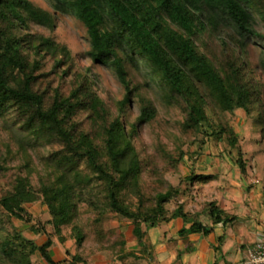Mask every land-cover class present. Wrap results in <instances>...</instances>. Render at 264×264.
Masks as SVG:
<instances>
[{
    "label": "trees",
    "instance_id": "1",
    "mask_svg": "<svg viewBox=\"0 0 264 264\" xmlns=\"http://www.w3.org/2000/svg\"><path fill=\"white\" fill-rule=\"evenodd\" d=\"M46 1L54 13L28 0H0V118L6 119L15 131L18 153L25 161L23 172L17 175L11 189L0 196V211L30 222L32 218L25 206L42 200L49 207L47 225L64 242L62 229L74 222L87 189L90 201L102 197L104 210L133 221L140 250L148 254L142 224L157 228L183 219L190 227L182 228L178 235L188 237L207 236L216 225L232 223L235 218L217 200L206 208L210 224L200 219V214L189 215L183 206L170 214L167 206L180 194L171 185L151 200H141L137 211L126 204L124 194L141 175V161L132 144L136 131L152 123L158 113L153 101L143 95L146 91L183 115L179 123L183 137L178 138L177 148H159L170 169L178 170L187 157L197 156L190 151L192 145L199 143L202 150L214 139L226 140L231 150L237 149V164L242 173L247 172L238 149L239 137L226 119L227 114L238 110L249 114L256 101L257 90L245 80L242 71L246 44L235 40L238 48L230 52L229 59L220 60L215 54L210 57L199 43L202 34L209 29L219 32L226 21L236 28L241 39H260L264 45V34L255 29L258 21L264 23V0ZM55 13L73 15L83 24L90 43L88 57L93 64L112 71L124 87L126 94L117 103L116 117L94 90L90 75H78L66 98L55 91L49 104L45 94L35 91L47 56L55 59V69L61 65L72 67V55L65 46L43 36L23 34L32 24L53 32L57 25ZM70 70L63 74L69 76ZM135 77L141 81H135ZM136 99L141 106L140 115L133 128L128 129L124 117ZM79 113L89 114L90 130L76 122ZM9 116H13L11 122ZM54 144L62 145L59 153L67 159L58 164L57 154L42 156L41 166L50 171L51 177L43 179L38 190L32 182L38 166H34L28 150ZM186 145L188 150L184 149ZM9 159L8 156L3 160L6 165ZM9 170L0 164V173ZM213 179L214 176L192 172L186 181L207 183ZM47 225L34 227L33 231L46 234ZM73 229L82 246L85 236L79 228ZM119 244L122 260L139 259L137 253L127 252L123 235ZM53 245L51 238L39 246L15 231L0 242V255L13 264H34L36 254L47 264L88 263L77 254L70 261H54L50 254Z\"/></svg>",
    "mask_w": 264,
    "mask_h": 264
},
{
    "label": "rangeland",
    "instance_id": "2",
    "mask_svg": "<svg viewBox=\"0 0 264 264\" xmlns=\"http://www.w3.org/2000/svg\"><path fill=\"white\" fill-rule=\"evenodd\" d=\"M28 1L53 12L46 0ZM55 16L57 25L53 32L32 24L29 30L23 31V34L43 36L53 40L57 45L65 46L72 55V67L61 65V67L55 69V59L47 56L39 73L42 77L36 83L35 91L45 94L46 103L49 104L55 91H60L62 96L66 98L74 89V82L78 75H90L95 82L94 90L106 103L111 114L116 117L117 103L123 100L126 94L124 87L112 71L93 64L88 57L90 43L87 30L83 24L73 15L55 13ZM223 26L217 33L209 29L205 34H202L199 45L210 57L215 54L219 56L220 60H227L231 54L230 52L238 48L235 40H242L246 44V52L243 55L245 65L242 71L245 80L257 90L256 101L251 105L249 114L244 110H238L234 114H227L226 119L239 137L238 149L242 152L241 158L245 161L247 172L242 173L237 164L239 151L237 149L231 150L226 140L219 142L214 139L209 141L204 148L202 147V150L199 143L192 145L190 151L193 156L194 154H197V156L193 159L187 157L178 170L170 169L161 156L159 148L164 146L167 151L177 148L178 138L183 137L179 125L183 120V115L177 108L164 106L154 96L153 92L146 91L143 95L148 96L153 101L158 113L152 123L137 129L132 141L141 161V175L140 180L125 192L124 198L126 204L133 211H137L141 200H151L157 192L167 190L168 187L166 186L171 185L179 189L180 194L167 206V211L171 214L179 206H183L189 215L200 214V219L207 220V223L210 224V220L205 216L207 205L220 197L224 192V188L225 191L226 188H231L239 196L241 191L247 193L254 186H259L258 183L264 182V133H262L264 128V118H262L264 117V45L260 39H241L236 28L226 21L223 22ZM255 29L264 34V23L258 21ZM224 42L228 44L227 47ZM68 68H71L69 76H65L63 72ZM88 71L90 73H87ZM136 80L141 81L139 77H135ZM140 107L137 99L129 107L124 117V123L128 129H132L136 123L140 115ZM88 117V113H79L76 118V122L86 130H90L91 124ZM8 118V121L11 122L13 116ZM9 126L10 124L6 122V119L0 118V164L10 169L8 173H0V196L11 189V184L15 181L17 175L23 172L21 166L25 163L20 152L18 153V138L15 131H12ZM188 147L186 145L184 149L188 150ZM61 149V144H54L39 148L40 151L38 149L28 150V154L33 158L34 166H38L32 177L33 185L38 190L41 189L43 179L47 180L51 177L50 171H45V167L41 166L42 156L44 154L48 156L57 154L56 163L62 164L67 158L59 153L62 152ZM7 151L12 153L11 156L10 153L7 154ZM8 156L11 159L8 160L6 165L3 160H6ZM192 172L197 173V175L214 176V179L207 183L187 182L186 178ZM88 191L86 189L84 199L79 204L78 214L74 222L62 229L64 242L56 235L54 228L47 225L50 220L49 207L42 200L25 206L32 218L30 222L8 217L3 211H0V242L5 241L8 236L17 231L24 238L34 241L39 246L45 244L48 238H51L54 245L50 249V254L56 262L70 261L77 254L87 261V264H159L160 262L152 252L148 254L140 250L142 247L134 236L135 226L133 221L121 218L110 210H104L105 205L102 197L90 201L89 196L86 195ZM99 206L101 207L100 210L97 209ZM184 224L188 228L190 227L185 221ZM44 225H47L46 234L38 235L33 231L34 227L42 228ZM181 225L182 223H180ZM74 227L79 228L85 236L82 246H79L76 239ZM140 228L145 236L144 240H147L146 243L149 245L150 242L155 243L158 239L157 231L153 230L161 228L163 231L168 230V243H175L174 237L170 233V227L166 224L157 228H147L142 224ZM149 231L152 233L150 240L148 239ZM122 235L126 242L127 252L137 253L139 259L122 260L120 258L119 248L121 247L119 243ZM175 235L178 239L183 238L178 236V233ZM188 239L189 237L179 240H183L187 248H191L190 243L187 242ZM159 240L161 242V237H159ZM33 263L47 264L39 254L33 257ZM0 264L13 263L2 260L0 255Z\"/></svg>",
    "mask_w": 264,
    "mask_h": 264
},
{
    "label": "crops",
    "instance_id": "3",
    "mask_svg": "<svg viewBox=\"0 0 264 264\" xmlns=\"http://www.w3.org/2000/svg\"><path fill=\"white\" fill-rule=\"evenodd\" d=\"M258 184L247 193L241 191L239 196L231 188H226V191L224 188L221 196L216 198L229 216L235 218L232 223L216 225L207 236H188L191 248H187L184 241L179 240L186 237L178 239L175 234L188 226L181 219L175 220L166 224L175 243H168V230H153L157 231L158 237L155 243L150 242L149 245L144 240L149 253L154 254L159 264H245L249 251L257 242L264 240V182ZM151 234L149 231V240Z\"/></svg>",
    "mask_w": 264,
    "mask_h": 264
},
{
    "label": "built area",
    "instance_id": "4",
    "mask_svg": "<svg viewBox=\"0 0 264 264\" xmlns=\"http://www.w3.org/2000/svg\"><path fill=\"white\" fill-rule=\"evenodd\" d=\"M245 264H264V240L257 242L249 251Z\"/></svg>",
    "mask_w": 264,
    "mask_h": 264
}]
</instances>
